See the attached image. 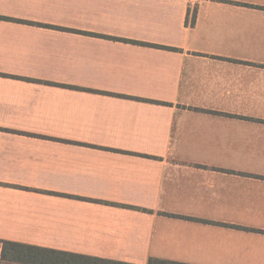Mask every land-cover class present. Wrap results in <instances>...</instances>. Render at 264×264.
<instances>
[{"label": "crops", "instance_id": "1", "mask_svg": "<svg viewBox=\"0 0 264 264\" xmlns=\"http://www.w3.org/2000/svg\"><path fill=\"white\" fill-rule=\"evenodd\" d=\"M4 242L264 264V0H0Z\"/></svg>", "mask_w": 264, "mask_h": 264}, {"label": "trees", "instance_id": "2", "mask_svg": "<svg viewBox=\"0 0 264 264\" xmlns=\"http://www.w3.org/2000/svg\"><path fill=\"white\" fill-rule=\"evenodd\" d=\"M2 259L19 264H128L11 242H4ZM149 264L178 263L150 260Z\"/></svg>", "mask_w": 264, "mask_h": 264}]
</instances>
